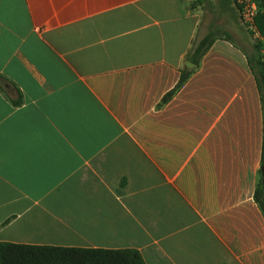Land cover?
Instances as JSON below:
<instances>
[{"label": "crops", "instance_id": "crops-1", "mask_svg": "<svg viewBox=\"0 0 264 264\" xmlns=\"http://www.w3.org/2000/svg\"><path fill=\"white\" fill-rule=\"evenodd\" d=\"M193 1L0 0V243L264 264L256 56L193 63Z\"/></svg>", "mask_w": 264, "mask_h": 264}, {"label": "trees", "instance_id": "trees-1", "mask_svg": "<svg viewBox=\"0 0 264 264\" xmlns=\"http://www.w3.org/2000/svg\"><path fill=\"white\" fill-rule=\"evenodd\" d=\"M256 27L264 36V13L256 19ZM216 39L211 36L197 41L190 53L189 59L199 65L208 53ZM252 68L256 76L264 109V61L256 55ZM189 74H183L174 91L162 101L166 105L186 84ZM264 167V144L262 150V168ZM255 201L264 215V193L262 183L255 194ZM0 264H145L141 254L134 250H82L51 247H35L0 243Z\"/></svg>", "mask_w": 264, "mask_h": 264}, {"label": "rangeland", "instance_id": "rangeland-1", "mask_svg": "<svg viewBox=\"0 0 264 264\" xmlns=\"http://www.w3.org/2000/svg\"><path fill=\"white\" fill-rule=\"evenodd\" d=\"M237 1L194 0L193 7L199 8L203 12L205 38L211 36L214 39L226 38L234 40L264 61L262 44L258 40H255L254 34L242 24L236 5ZM0 87L5 89V83L0 81Z\"/></svg>", "mask_w": 264, "mask_h": 264}, {"label": "built area", "instance_id": "built-area-1", "mask_svg": "<svg viewBox=\"0 0 264 264\" xmlns=\"http://www.w3.org/2000/svg\"><path fill=\"white\" fill-rule=\"evenodd\" d=\"M242 24L254 34L255 40L262 44L264 51V37L258 31L256 18L264 13V0H238L236 3Z\"/></svg>", "mask_w": 264, "mask_h": 264}, {"label": "water", "instance_id": "water-1", "mask_svg": "<svg viewBox=\"0 0 264 264\" xmlns=\"http://www.w3.org/2000/svg\"><path fill=\"white\" fill-rule=\"evenodd\" d=\"M186 66L190 70L196 67V65H194L193 63H190V62H187ZM261 173H262V189H263V193H264V167L261 169Z\"/></svg>", "mask_w": 264, "mask_h": 264}]
</instances>
